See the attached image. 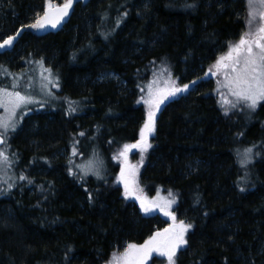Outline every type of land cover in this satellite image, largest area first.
<instances>
[{"label": "trees", "instance_id": "16d2710c", "mask_svg": "<svg viewBox=\"0 0 264 264\" xmlns=\"http://www.w3.org/2000/svg\"><path fill=\"white\" fill-rule=\"evenodd\" d=\"M41 2L0 0V33H14ZM248 13V0H76L63 29L27 27L12 52L17 63H0V76L42 65L59 87L28 106L5 146L0 264H109L123 243L141 244L165 225L118 180L119 153L139 140L146 117L141 88L161 78L163 64L189 87L160 108L151 147L130 164L143 194L171 192L176 216L192 225L176 264H264V101L235 116L219 98L224 74L206 75L249 30ZM107 71L126 86L98 78ZM247 148L252 159L242 166ZM90 161L99 177L77 167Z\"/></svg>", "mask_w": 264, "mask_h": 264}, {"label": "snow or ice", "instance_id": "6c2138e0", "mask_svg": "<svg viewBox=\"0 0 264 264\" xmlns=\"http://www.w3.org/2000/svg\"><path fill=\"white\" fill-rule=\"evenodd\" d=\"M73 2L74 0H64L62 5H57L53 4L52 0H46L43 15L37 14L34 23L23 27L43 29L51 26L55 28L69 15ZM248 8L246 25L249 30L240 35L238 42L228 46L227 53L217 59L209 72L214 75L224 74L222 87L227 88L229 95L235 98L234 101L229 100L222 94L225 105H229L231 108L246 105L249 109L254 110L261 101H264V0H248ZM124 15L126 16L127 13ZM257 20L259 21L258 26L255 31H252V25ZM119 22L118 20L117 24ZM16 35H20V31ZM15 38V36L9 35L3 39L0 43V49L12 46ZM41 76L46 82L42 85L43 88H47L49 84L59 87L58 77H54L51 69H44ZM165 84L164 88L156 87L157 81L154 80L148 85V98L144 100L148 106L147 117L139 130V140L135 144H125L119 153L118 158L122 160V166L118 180L123 183L124 196L134 197L138 200L142 211L148 213L159 210L165 216L171 217L173 222L162 232L157 231L149 236L142 244L129 243L123 253H113L109 264H146L153 253L166 257L168 264H175L174 258L177 249L187 243L185 235L192 227L191 224H187L183 220L176 221L175 214L170 210L172 204L175 203L174 199H167L159 196V194L155 198L149 199L143 194V189L139 187L136 181V166L129 164L127 159L130 150L139 149L143 154L151 147L148 138L155 131L156 114L160 105L169 97L184 92L189 87L187 84L178 86L172 80L165 81ZM11 86L13 89L17 87L15 79ZM33 102L30 95L0 88V107H3L6 112V116L0 117V145L6 143L7 133L10 130L14 131L17 126V110ZM71 111H75V108H72ZM225 111L227 112V108ZM72 154L76 155L75 147H73ZM238 155L241 156V165L246 166L251 162L253 149L247 148ZM10 163L6 153L0 150V165L10 166ZM77 167L85 172L95 170V174L99 177V171L94 161H90L88 165H78ZM19 179L23 180L26 177L20 176ZM8 187L11 188L12 185L9 184ZM241 190L243 191V189ZM169 196H172L171 192H169Z\"/></svg>", "mask_w": 264, "mask_h": 264}, {"label": "rangeland", "instance_id": "374dc122", "mask_svg": "<svg viewBox=\"0 0 264 264\" xmlns=\"http://www.w3.org/2000/svg\"><path fill=\"white\" fill-rule=\"evenodd\" d=\"M41 5V6H40ZM58 5V4H57ZM2 7H4V5H1L0 4V21L1 20H5V14H4V11H2ZM44 8H45V3H44V0H43V3L41 2V4L39 5H36L35 4H31L30 5V8H26L27 10H25L24 12V21L23 23L18 26V28L16 29V31L19 29L21 30L22 28L26 29L27 30V27H23V26H27L29 25L30 23L34 22L36 17H37V14L39 15H43V11H44ZM4 28V25H3V21L0 22V29L2 30ZM253 31H255V29H252ZM14 31V32H16ZM41 32H43V29H40ZM8 36L7 34H3L1 33L0 34V43H2L3 39H6ZM15 41L13 42V45L12 46H9V47H5L3 49H0V63H8V64H15L17 63L18 59L16 60V56L14 54H12V52L14 51V48H16L15 46ZM18 51V50H17ZM227 52V51H226ZM224 52V53H226ZM22 56L18 55V58H21ZM20 60V59H19ZM0 69H1V66H0ZM17 69V68H16ZM43 69V66H38V70L36 72H34V69H31L30 72L29 71H26V72H23V71H20L18 72L17 74H12L11 72L9 71H5L6 72V75H1L0 76V82H4L2 83L3 87L1 88H7L9 91H20L22 94H27V95H30L32 96L33 98V103H30L26 106H22L21 109H18L17 110V114H16V120H17V126L15 128V130H10L8 133H7V136H6V143L4 146H2V148H0V150H7V148L5 147L7 144H9L10 142V139L11 137L17 133V128L19 126H21L22 124V119L20 118H23L22 116L25 114V112H28V106H37L40 102H46L49 100V93L53 90V88L55 87L53 84H49L47 86V88H43L42 85L44 83H46L43 79H42V76H41V73L43 72L42 71ZM164 71V73L162 74L161 78L159 79L157 76L155 77L157 81V85L156 87H159V88H164L166 86L165 84V81H168V80H172V81H175L176 84L178 86H182L179 82V77L174 75L173 71L166 65V64H163L162 65V68H160ZM166 69V71H165ZM210 69V68H209ZM209 69L207 71V74L208 76H214V74L212 72H209ZM1 71V70H0ZM213 71H215V69H213ZM29 72V73H28ZM25 75V76H24ZM22 76H24L26 79L24 80V82H22L23 78ZM100 80H112L114 81L115 83L118 82L120 85H123V86H126V81L122 78L119 77V75L114 72V71H107V72H104L102 73L99 77H98ZM14 79L17 81V87L15 89L12 88V83L14 81ZM159 79V80H157ZM149 80V79H148ZM154 80H149V81H146V83L143 85L144 87L141 88V92H142V96H141V101L142 103L145 105V108H146V117H147V105L144 103V100L148 98V85L150 83H152V81ZM1 84V83H0ZM146 88V89H145ZM193 92H196L197 91V87H194L192 89ZM180 93L176 94V95H179ZM222 94L224 97H226L227 99L229 100H235L234 97L230 96L228 91H227V88L223 89L221 91V93L219 94V98H220V101L221 103H223V99H222ZM170 98V97H169ZM168 98V99H169ZM166 99L161 105H160V108L166 103V101L168 100ZM262 102V101H261ZM259 106V105H258ZM247 106L244 105V107H242L241 105L233 108L232 110V113L235 115V116H244L243 115V109H246ZM160 110V109H159ZM159 111H157L158 113ZM22 115V116H21ZM6 116V112H5V109L3 107H0V117H4ZM145 117V119H146ZM144 119V120H145ZM143 120V121H144ZM21 122V123H20ZM144 123V122H143ZM143 125V124H142ZM23 126V125H22ZM27 127V126H26ZM32 127L29 126L27 129H31ZM17 130V131H16ZM26 128L23 130L25 131ZM32 130V129H31ZM10 145V144H9ZM8 145V146H9ZM7 152V151H6ZM59 153H62L63 154V149L60 150ZM132 162V157L129 156L128 158V163L130 164ZM159 194V196L161 197H164V198H167V199H174L175 200V203L172 204L171 206V211L175 214V206L177 205V198L174 197V195H172L171 197L169 196V193H164V192H161V193H157L155 196H150L148 195L147 193H145L144 195L147 196L149 199H153L155 198L157 195ZM144 215H152L153 214V211L151 212H148V213H145L143 211ZM163 217H164V220H166V224L161 228V229H158L156 230L155 232L157 231H163V229L169 227V225L171 224L170 222V219L171 217H168V216H165L163 213H162ZM186 216V215H184ZM175 217H176V221L179 222L180 220H183L185 223L189 224L186 220V218H183V216L181 215V218H178L175 214ZM173 222V221H172ZM192 230V227L188 230V232L186 233L185 235V239L187 241V236H188V233ZM154 232V233H155ZM153 233V234H154ZM148 239V238H147ZM130 242H125L123 243V245L121 246L119 252H116V253H123L124 249L126 248V246L129 244ZM142 244V243H141ZM187 243L182 245L180 248L177 249V252H176V256H175V264H176V259L179 255V252L181 249H184L186 247ZM146 264H168V261H167V258L164 257V256H160L158 253H153L148 261H146Z\"/></svg>", "mask_w": 264, "mask_h": 264}, {"label": "water", "instance_id": "95a60500", "mask_svg": "<svg viewBox=\"0 0 264 264\" xmlns=\"http://www.w3.org/2000/svg\"><path fill=\"white\" fill-rule=\"evenodd\" d=\"M75 4H76V0H74L72 8L69 10V15H68L67 17H65L64 20H63L59 25H57L55 28H53V27H51V26H48V27H46V28H43L44 33L57 32V31L63 29V28L65 27V25L68 23V21H69L71 15H72V12H73V10H74ZM58 5H62V4H58ZM23 31H24V28H22V29L20 30V34H21ZM170 98H171V97H170ZM3 145H4V144L0 145V147L3 146ZM135 150H136V149H132V150L129 151V153H131V152H133V151H135ZM129 153H128V154H129Z\"/></svg>", "mask_w": 264, "mask_h": 264}, {"label": "flooded vegetation", "instance_id": "af4514ba", "mask_svg": "<svg viewBox=\"0 0 264 264\" xmlns=\"http://www.w3.org/2000/svg\"><path fill=\"white\" fill-rule=\"evenodd\" d=\"M18 31H20L19 29L16 31V32H14V33H12V34H7V36H9V35H12V36H15L16 38H15V42H17L22 36H23V34H24V32H26V29L24 30V32H22L20 35H16V33L18 32ZM1 34V33H0ZM170 222L172 223V219H170ZM165 224H166V220H165Z\"/></svg>", "mask_w": 264, "mask_h": 264}, {"label": "bare ground", "instance_id": "6f19581e", "mask_svg": "<svg viewBox=\"0 0 264 264\" xmlns=\"http://www.w3.org/2000/svg\"><path fill=\"white\" fill-rule=\"evenodd\" d=\"M25 30V29H24ZM24 32V31H23Z\"/></svg>", "mask_w": 264, "mask_h": 264}]
</instances>
